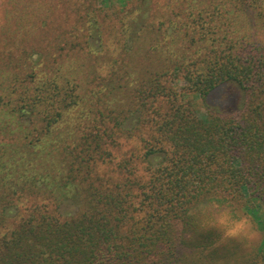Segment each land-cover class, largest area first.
Listing matches in <instances>:
<instances>
[{
  "label": "trees",
  "instance_id": "1",
  "mask_svg": "<svg viewBox=\"0 0 264 264\" xmlns=\"http://www.w3.org/2000/svg\"><path fill=\"white\" fill-rule=\"evenodd\" d=\"M47 5L0 19V264H264V0Z\"/></svg>",
  "mask_w": 264,
  "mask_h": 264
},
{
  "label": "rangeland",
  "instance_id": "2",
  "mask_svg": "<svg viewBox=\"0 0 264 264\" xmlns=\"http://www.w3.org/2000/svg\"><path fill=\"white\" fill-rule=\"evenodd\" d=\"M57 0H0V19L6 20L5 24L11 22L12 20L17 21L21 15H24V12L29 15H33L34 19H38V22L47 20L44 19V16L49 13L48 17H52V9L47 5L49 2ZM163 0H160L162 3ZM60 2V1H59ZM102 5L100 2H97V6ZM60 6V5H59ZM51 10V12H49ZM59 12V11H58ZM59 14V13H58ZM62 14V13H61ZM28 15V16H29ZM60 15V14H59ZM101 19V17H100ZM90 42L94 46H98V41L95 38L91 37ZM244 100L243 91L239 86L234 82H226L217 88H215L205 100L198 98L197 102L200 104V114H204V107H209L216 109L219 112L228 113L239 109ZM74 203L67 200L63 205V210H73L76 208ZM264 206V204H260ZM216 220L220 224H225L227 217L221 213H213ZM250 223L242 219L232 223L229 227L230 234L235 238V234H243L246 237L250 238V241H257L259 236L256 235L254 230L251 229ZM229 234V233H228Z\"/></svg>",
  "mask_w": 264,
  "mask_h": 264
}]
</instances>
